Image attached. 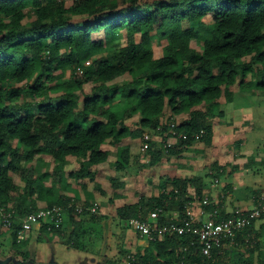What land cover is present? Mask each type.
<instances>
[{"label": "trees", "instance_id": "trees-1", "mask_svg": "<svg viewBox=\"0 0 264 264\" xmlns=\"http://www.w3.org/2000/svg\"><path fill=\"white\" fill-rule=\"evenodd\" d=\"M124 30L128 41L117 44ZM154 37L167 40L160 54ZM100 54L106 58L95 62ZM68 70L72 74L65 78ZM250 73L260 78L250 82ZM119 77L122 83L111 84ZM236 84L264 91V0H0V208L11 214V227L0 235L17 238L22 218L38 212L41 201L44 208L63 207L65 215L63 221L44 222L42 231L55 234V242L100 254L99 226L109 215L55 191L67 159H84L69 176L85 186L86 177L95 179L92 167L108 158L106 142L118 146L143 137L147 129H159V118L167 113L186 114L174 127L176 142L164 145L170 155L183 154L196 139L209 143L214 134L209 109L223 96L231 100ZM135 114L140 119L133 129L127 120ZM146 143L153 167L162 151L151 139ZM130 152V145L123 146L119 173L130 165ZM50 165L58 171L51 179L44 169ZM113 182L122 185L118 178ZM170 183L157 197L117 208L120 239L130 229L126 221L147 218L153 210L161 227L189 224L174 220L175 200L183 215L197 197L207 210L220 207L217 220L235 216V209H221V199L219 205H203L202 180L176 176ZM258 220L263 222L257 229ZM263 228L264 213L210 256L203 254L199 236L176 231L154 236L143 251L120 253L126 264H264ZM104 257L108 264H122V258Z\"/></svg>", "mask_w": 264, "mask_h": 264}, {"label": "rangeland", "instance_id": "rangeland-1", "mask_svg": "<svg viewBox=\"0 0 264 264\" xmlns=\"http://www.w3.org/2000/svg\"><path fill=\"white\" fill-rule=\"evenodd\" d=\"M72 3L73 0H68ZM101 32L97 37H103ZM140 36L137 34V38ZM129 34L124 30L123 35L116 40L117 44L125 45ZM153 45L155 52L160 54L162 47L167 43L166 39L154 37ZM193 46L200 48L193 41ZM106 54L94 57L98 62L105 59ZM249 56L246 60H249ZM79 70L77 75H80ZM71 70L66 72L65 78H69ZM257 74H249L250 82L259 79ZM241 79H239L240 82ZM122 77L111 82V84L122 83ZM92 82L85 84L89 90ZM244 86V85H243ZM242 85L236 84L232 87V99L227 97L219 99L212 108L208 122L214 126V134L211 142L203 139H196L191 145L184 149L183 154L170 155L165 149V143L174 144L175 126H178L185 119L186 114L172 115L164 114L159 118L160 127L147 129L143 137L121 142L118 146L106 142L103 148L109 154L105 162L94 165L95 179L86 177L85 186H81L76 179L69 176L70 172L81 167L82 158L69 157L65 163L63 172L59 174V184L55 187L57 195L93 203L91 211L100 215H109V218L102 221L99 229L103 231V240L99 244L102 249L100 254L86 253L79 249L70 247L66 242L57 239L53 233H45L41 230V224H36L30 231L17 233V238L9 232L0 235V264H108L105 254L110 258H122V264L127 263V258L122 257L121 251L132 252L139 247L143 251L150 246V238L141 235L137 230L129 227L125 240L119 238L121 228L117 224L118 217L115 215L117 208L136 203L142 198L148 200L157 197L164 190L169 191L172 187L171 179L176 176H194L203 182V205L216 203L219 205L223 200L222 210L232 211L251 210L257 204V199L264 202V91L248 89L243 90ZM120 89H116L119 98ZM139 115L135 114L128 119V124L135 129L139 126ZM167 125V131L161 128ZM151 139L162 151L161 159L155 166H149L151 153L147 151L146 141ZM131 148L130 165L126 170L119 173L117 162L121 159L123 146ZM147 153V154H146ZM145 158H142V157ZM53 162L51 157L45 158ZM34 164L36 161L33 162ZM47 171L49 179L55 170L53 165L41 168ZM218 172L221 174L218 175ZM118 178L122 182L120 187H115L113 180ZM167 184L163 188L164 184ZM190 196H196L195 186L190 187ZM1 202V200H0ZM38 208H44V203L39 201ZM179 201L175 200L171 211L175 221H186L197 224L201 219H210V214L217 210L220 214V207L207 210L195 198V201L188 204L185 215L180 212ZM63 208V207H61ZM77 210L82 211L78 206ZM0 232L9 226L11 215L0 208ZM14 218L19 216L14 213ZM64 208L63 217L64 220ZM61 221V220H60ZM128 221L125 222V225ZM262 220L255 224L258 229ZM11 227V226H9ZM264 241V228L261 230ZM139 235V239H138ZM160 237V236H159ZM236 234L229 238L234 242ZM264 250V245L262 246ZM173 256V255H170ZM174 257V256H173Z\"/></svg>", "mask_w": 264, "mask_h": 264}, {"label": "built area", "instance_id": "built-area-1", "mask_svg": "<svg viewBox=\"0 0 264 264\" xmlns=\"http://www.w3.org/2000/svg\"><path fill=\"white\" fill-rule=\"evenodd\" d=\"M264 213V202L258 204L251 210H239L235 209V216L217 220L219 212L215 210L210 214V219H201L194 224L190 222L187 225L175 224L172 227L159 225V212L153 210L149 213L147 218L132 217L127 222L128 226L134 230H137L142 236L146 235L150 238L154 236H162L164 231H176L180 234L191 233L199 236L202 245V252L205 255L210 256L214 247L219 246L223 240L232 238L239 230L246 227L247 224L260 214ZM63 217V208L54 206L52 208H42L38 212H33L22 218V227L20 232L30 231L36 224H41L45 220L60 221ZM202 222L201 225H198ZM9 226L11 223L9 222Z\"/></svg>", "mask_w": 264, "mask_h": 264}]
</instances>
